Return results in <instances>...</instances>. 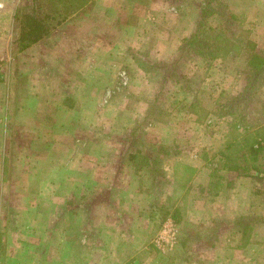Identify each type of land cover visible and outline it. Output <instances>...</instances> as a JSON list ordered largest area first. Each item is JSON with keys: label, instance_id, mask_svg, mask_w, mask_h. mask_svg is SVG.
<instances>
[{"label": "rangeland", "instance_id": "obj_1", "mask_svg": "<svg viewBox=\"0 0 264 264\" xmlns=\"http://www.w3.org/2000/svg\"><path fill=\"white\" fill-rule=\"evenodd\" d=\"M221 1L249 50L209 61L186 40L221 20L205 0H0L3 264H264V176L220 171L264 143V75L243 76L264 0ZM32 14L50 34L19 51ZM244 92L248 131L221 108Z\"/></svg>", "mask_w": 264, "mask_h": 264}, {"label": "trees", "instance_id": "obj_2", "mask_svg": "<svg viewBox=\"0 0 264 264\" xmlns=\"http://www.w3.org/2000/svg\"><path fill=\"white\" fill-rule=\"evenodd\" d=\"M205 1L207 2V5L203 9L201 18H199L198 23L200 22L201 24L203 21H207V18L211 17L214 13H217L221 20L216 29H209L211 33L204 35L202 34L203 39H200L201 36L199 35V31H203L201 27H206V25L204 24L201 27H199L198 25L199 30L197 29L198 31H194L190 39H186L187 42H190V44L191 42H193V40H195L194 42H198L193 47L194 51H196L199 56L209 61L217 57H226L228 54H230V49L233 46L237 45L240 46L237 51L242 50L244 53H246L249 50V41H247L246 44H242L241 41L245 40L241 39L243 38L242 36L237 39H234L233 41L232 39L224 35V32L235 33L234 30L238 28V23H240L241 21L240 16H238L236 13L224 10V4L221 0ZM32 15H27L29 16L28 18L32 22L31 26L25 27V25H22L21 27L22 39L19 40V51H24L27 48L33 46L34 44L41 42V40L45 39L50 34V28L46 27L42 21L37 19V14ZM23 41L26 43L23 44ZM253 58L262 59L257 54L250 55V58L248 59V64L251 67L254 64ZM141 66L145 69L144 63H141ZM259 69H261V67H258L257 69H252V73L250 75L248 73L245 74L244 72V81H246V83L248 82L245 88L250 87L249 85L251 82H255V85L256 80L260 79L261 75H264V68L263 71L260 73ZM256 73H259L260 76H258V74ZM244 96L245 92L242 95L237 96L234 99L229 100L227 103L221 105V108L226 114V116L232 119L236 130H238L239 128H245V130L248 131L249 128H251L248 119L251 109H249V107L247 108V102L245 99H243ZM66 101L69 103L72 100L68 98ZM151 113L153 114V112ZM242 158L243 160L241 159L240 163L236 162L234 164H229L228 162H225L220 168V171L225 169L229 172L234 171L237 176H249L255 180H259L260 178H262V176H264V143L259 141L255 144H251L249 146L248 153L242 155ZM255 158H260V165L255 162ZM221 175L224 176L223 174ZM243 219V216L240 217V221Z\"/></svg>", "mask_w": 264, "mask_h": 264}, {"label": "crops", "instance_id": "obj_3", "mask_svg": "<svg viewBox=\"0 0 264 264\" xmlns=\"http://www.w3.org/2000/svg\"><path fill=\"white\" fill-rule=\"evenodd\" d=\"M89 216L88 215H84V218H82V216H81V228H83L84 230H80V231H82L83 233H84V239H83V241L81 242V246L82 247H84V249H85V251L87 252V251H90V250H93V243H92V240H90V241H88L87 240V236L91 233H93L92 231H93V229H92V227H93V225L91 224V219L90 218H88ZM79 219H80V217H78ZM88 223V224H87ZM16 224H18V222L16 221ZM19 225V224H18ZM22 225V227H25L23 224H21ZM25 228H28L27 226L25 227ZM63 231H65V229H63ZM128 234V232H125V233H123V235H125V236H128L127 235ZM71 244H74L75 245V243L74 242H70V248H75V246H71ZM147 248L145 247L144 248V250H142V252H147V250H146ZM139 250L141 251V247L139 248ZM86 252H84V253H86ZM122 252V250H121V248L119 249V253H121ZM148 252H150V251H148ZM150 254V253H149ZM0 256H1V253H0ZM130 259H131V257H129L128 258V260L130 261ZM125 260V259H124Z\"/></svg>", "mask_w": 264, "mask_h": 264}, {"label": "built area", "instance_id": "obj_4", "mask_svg": "<svg viewBox=\"0 0 264 264\" xmlns=\"http://www.w3.org/2000/svg\"><path fill=\"white\" fill-rule=\"evenodd\" d=\"M173 225H174L173 223L169 222V223L167 224V226H166L167 229H166V231H165V233H167V232L171 233L172 237H174V235H175V233H176V229H175V227H174ZM161 239H163V237L158 238V242H160ZM0 264H3L2 259H1V256H0Z\"/></svg>", "mask_w": 264, "mask_h": 264}]
</instances>
